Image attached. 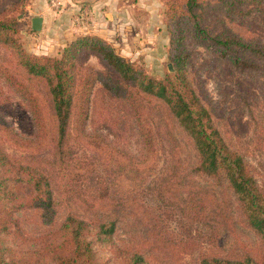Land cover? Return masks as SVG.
Wrapping results in <instances>:
<instances>
[{
    "label": "rangeland",
    "instance_id": "1",
    "mask_svg": "<svg viewBox=\"0 0 264 264\" xmlns=\"http://www.w3.org/2000/svg\"><path fill=\"white\" fill-rule=\"evenodd\" d=\"M16 0H0V7ZM53 7L51 0H25L20 10V36L31 55L58 58L77 37L94 35L109 42L116 52L157 80L174 72L169 60L170 34L164 25L165 0H61ZM32 17H48L41 32L32 30ZM259 17L239 28L244 35L264 42V29ZM190 54L188 76L204 105L211 111L223 137L235 150L245 155L260 186L264 189V75L239 73L210 51L188 40ZM90 71L105 72L96 57L85 64ZM0 67L25 81L40 102L47 104L45 87L37 80H28L12 51L0 47ZM152 99L143 100L144 119L158 143L157 162H144L146 174L140 178L122 175L115 182L122 190L92 208L87 201L94 197L102 180L117 177L105 174V160L88 141L98 137L120 152L117 164L127 165L131 157L143 155L136 119L128 103L115 98L97 84L91 98L84 142L74 132L71 153L65 170L55 163L49 135L41 147L20 149L5 146L18 161L32 163L54 175L65 172L61 189H57L58 215L55 224L44 226L36 213H18L22 235L29 247L60 239L59 229L69 215L86 221H116L114 237L119 247L142 253L148 264H201L204 257L242 259L259 258L264 253L261 239L245 224L232 193L207 177H188L196 166L194 147L183 129ZM0 117L25 137L35 133L32 115L26 101L0 83ZM142 151V152H141ZM154 166H153V165ZM151 167L150 171H147ZM171 173L179 185L178 199L164 198L154 190L157 184H168ZM189 186V188L187 187ZM206 191L204 197L193 199ZM191 192V194L189 193ZM219 199L225 219L223 223L209 221L216 214ZM112 202L111 204H107ZM167 212L173 213L169 218ZM196 218L191 222L190 218ZM64 239L61 238V241ZM100 264H123L111 245H97Z\"/></svg>",
    "mask_w": 264,
    "mask_h": 264
},
{
    "label": "trees",
    "instance_id": "2",
    "mask_svg": "<svg viewBox=\"0 0 264 264\" xmlns=\"http://www.w3.org/2000/svg\"><path fill=\"white\" fill-rule=\"evenodd\" d=\"M164 25L170 34L169 60L174 72L157 80L119 55L106 40L94 35L77 37L58 58L29 54L20 36L18 15L25 0L0 7V47L15 54L17 66L28 80H37L45 87L47 104L40 102L37 94L25 81L0 67V83L26 101L32 115L35 133L25 137L0 117V264H100L97 245H111L123 264H148L146 257L119 247L115 242L116 221H86L69 215L59 229L60 239L45 241L29 247L22 235L18 213L32 211L41 224L53 226L58 215L57 189L65 172L54 175L42 166L18 161L6 150L7 145L20 149L41 147L50 135L55 163L65 170L71 153L73 132L83 139L89 117L94 88L101 84L115 98L125 100L130 106L144 153L131 157L127 165L117 164L120 152L107 141L89 138L90 145L98 150L105 162V174L117 177L114 181L102 180L94 197L87 203L94 208L122 188L116 185L122 175L140 178L146 174L143 163L158 160V143L153 130L144 119L143 100L152 99L160 104L171 123L176 122L186 133L196 153V166L188 177H207L216 185L225 186L235 198L240 216L245 224L259 235L264 247V189L255 177L245 155L235 150L222 135L211 111L204 105L188 76L190 54L188 40L203 47L227 62L239 73L264 75V42L249 37L239 28L259 17L264 29V0H165ZM90 57H96L105 72L86 69ZM141 151V152H142ZM157 151V152H156ZM153 165V164H152ZM154 166V165H153ZM151 167L147 169L150 171ZM168 184L154 188L160 197L167 195L178 199L179 185L171 173ZM189 188V186H187ZM191 194V192L189 191ZM200 190L187 204L204 197ZM215 200V199H213ZM216 214L209 221L223 223L225 216L216 199ZM108 202L107 204H111ZM170 218L173 213H166ZM195 222L196 218L189 219ZM227 219H225V224ZM61 238L64 239L61 241ZM201 264H264V253L259 258L242 259L204 257Z\"/></svg>",
    "mask_w": 264,
    "mask_h": 264
},
{
    "label": "water",
    "instance_id": "3",
    "mask_svg": "<svg viewBox=\"0 0 264 264\" xmlns=\"http://www.w3.org/2000/svg\"><path fill=\"white\" fill-rule=\"evenodd\" d=\"M44 19L42 17H35L32 19V30L34 32H41L43 28Z\"/></svg>",
    "mask_w": 264,
    "mask_h": 264
},
{
    "label": "built area",
    "instance_id": "4",
    "mask_svg": "<svg viewBox=\"0 0 264 264\" xmlns=\"http://www.w3.org/2000/svg\"><path fill=\"white\" fill-rule=\"evenodd\" d=\"M51 3L53 7H60L62 4L61 0H51Z\"/></svg>",
    "mask_w": 264,
    "mask_h": 264
},
{
    "label": "crops",
    "instance_id": "5",
    "mask_svg": "<svg viewBox=\"0 0 264 264\" xmlns=\"http://www.w3.org/2000/svg\"><path fill=\"white\" fill-rule=\"evenodd\" d=\"M44 19V22H43V28H46V26L48 25V17H42ZM33 19V17H32Z\"/></svg>",
    "mask_w": 264,
    "mask_h": 264
}]
</instances>
